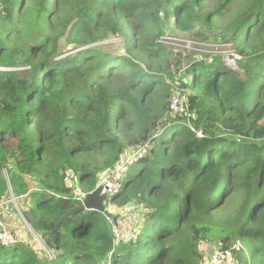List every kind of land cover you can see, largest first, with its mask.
<instances>
[{
	"label": "trees",
	"instance_id": "trees-1",
	"mask_svg": "<svg viewBox=\"0 0 264 264\" xmlns=\"http://www.w3.org/2000/svg\"><path fill=\"white\" fill-rule=\"evenodd\" d=\"M169 23L231 44L243 74L164 43ZM115 36L123 54L96 46ZM263 111L264 0H0V205L12 188L56 254L0 240V264H209L224 239L219 264H264ZM120 162L110 216L82 209L54 234Z\"/></svg>",
	"mask_w": 264,
	"mask_h": 264
},
{
	"label": "rangeland",
	"instance_id": "rangeland-1",
	"mask_svg": "<svg viewBox=\"0 0 264 264\" xmlns=\"http://www.w3.org/2000/svg\"><path fill=\"white\" fill-rule=\"evenodd\" d=\"M164 17L165 16L161 14V18ZM192 32L200 33L201 30L200 28H196ZM203 33L206 34L205 40L198 39L194 33L181 32L173 24L169 23L166 32L167 36L163 39V42L172 45L174 49H177L184 53H190L195 51L209 57L219 56L222 58L223 63L226 66L232 68L233 70L235 69L236 71L241 72L243 74V71L239 70L240 68L238 66V63L236 64V60L240 58L234 55L235 49L233 48V46L231 44L224 42L213 32L204 31ZM123 42L124 39L122 37L115 36L106 42L96 44V46L103 47L105 48V50H108L113 53H117V55H119V54H123L124 52ZM61 49L64 52H69L73 50V46H67L65 41L62 40ZM177 94L179 93L177 92ZM180 100L183 103L182 97L180 98ZM180 100L179 102L181 103ZM180 111L183 112V107L182 110L180 108ZM179 113L180 112H178V115ZM175 114L177 115V113H174L173 115ZM178 115L176 118L181 119L180 116ZM252 124L255 127L261 128L259 129V133H264V111L258 115V117L252 122ZM227 130L231 132L233 128H228ZM150 148L151 146L147 145L146 149L150 150ZM140 153L141 151L139 150H131L128 155L129 160L132 162L133 159L137 158ZM5 178L8 184H10L9 177L6 172H5ZM112 210H114V212L118 211V209L116 208ZM121 213L124 214V218H125V220L124 219L122 220V223L124 226L123 229L126 237L129 236L130 233L133 232L134 229L136 228L137 222H139V219H141L139 217V214H141V216L143 214L138 209L136 204L130 205L127 209L122 210ZM0 223H2L5 226L6 228L5 231L10 233L12 236H14L17 242L28 243L31 246L33 245L36 251H38L39 253L45 252L46 254L40 234L36 232L32 228V226L27 222V220L24 218L20 210V204L17 201V198H15V195L12 192V188L8 199L0 205ZM118 230L120 231L121 236L124 235L123 230L120 227L118 228ZM214 245H215L214 243L211 245L210 243L207 244V247H205L206 252H208L210 249V253L212 254L214 251Z\"/></svg>",
	"mask_w": 264,
	"mask_h": 264
},
{
	"label": "built area",
	"instance_id": "built-area-1",
	"mask_svg": "<svg viewBox=\"0 0 264 264\" xmlns=\"http://www.w3.org/2000/svg\"><path fill=\"white\" fill-rule=\"evenodd\" d=\"M238 58H240V56H238ZM179 100H180V96L178 94H175L171 99V109L177 114L178 112H180V108H181V103L179 102ZM125 164L126 162L118 163L115 169L113 170V172L107 174L101 183V186L104 187V193H106L107 194L106 196H108L107 204H109L112 197H114L121 189L120 173L122 169L124 168ZM110 218H107V219H109V221L112 222V219ZM0 226L2 227L1 223H0ZM118 228L119 227H114V234H115L116 239L119 241L121 238H123V235L121 236ZM136 239H137V232L136 231L131 232L129 235V240H136ZM0 240L2 244L5 246L15 245L17 243L14 236H12L10 233L5 231L4 229H0ZM44 249L49 259L51 260L56 259V256H55L56 254L52 250H50L49 248H46L45 246H44ZM222 249H223L222 242H219V244H215L212 256L208 260L209 264H219L221 263V260L225 257V255L230 256V253L228 252L224 253Z\"/></svg>",
	"mask_w": 264,
	"mask_h": 264
},
{
	"label": "water",
	"instance_id": "water-1",
	"mask_svg": "<svg viewBox=\"0 0 264 264\" xmlns=\"http://www.w3.org/2000/svg\"><path fill=\"white\" fill-rule=\"evenodd\" d=\"M5 70H8V69H5ZM154 140H156V138ZM106 195L107 194L104 193V187L100 185V187H98L94 192L84 196L85 197L84 206L82 208H79V209L75 210L74 212L68 214L67 216L63 217L62 219H60L59 223L57 224V227L53 231L54 234L59 236V234H60L59 230H60L61 224L82 209L92 210V211L104 214L106 216H110V213H109L107 206H106L107 201H108V196H106ZM222 242H223L222 251L224 253H226L229 250V246H228L229 239H224Z\"/></svg>",
	"mask_w": 264,
	"mask_h": 264
},
{
	"label": "crops",
	"instance_id": "crops-1",
	"mask_svg": "<svg viewBox=\"0 0 264 264\" xmlns=\"http://www.w3.org/2000/svg\"><path fill=\"white\" fill-rule=\"evenodd\" d=\"M1 224H2V223H1ZM0 228H1V229H4V230L6 229L5 226H4L3 224H2V227L0 226ZM211 250H212V248H211ZM209 252H210V249H209Z\"/></svg>",
	"mask_w": 264,
	"mask_h": 264
},
{
	"label": "clouds",
	"instance_id": "clouds-1",
	"mask_svg": "<svg viewBox=\"0 0 264 264\" xmlns=\"http://www.w3.org/2000/svg\"><path fill=\"white\" fill-rule=\"evenodd\" d=\"M107 205V204H106Z\"/></svg>",
	"mask_w": 264,
	"mask_h": 264
}]
</instances>
